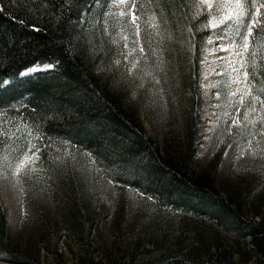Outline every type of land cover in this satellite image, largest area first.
I'll list each match as a JSON object with an SVG mask.
<instances>
[{
	"label": "trees",
	"instance_id": "16d2710c",
	"mask_svg": "<svg viewBox=\"0 0 264 264\" xmlns=\"http://www.w3.org/2000/svg\"><path fill=\"white\" fill-rule=\"evenodd\" d=\"M112 1L0 0V81L6 82L0 87V169L10 171L34 154L39 173H20L30 188L26 194L42 187L64 227L50 233L53 248L41 244L39 249L60 256L59 236L90 246L96 215L89 211L94 213L100 197L82 201L80 188L92 189L91 180L97 179L102 186L111 182L136 190L152 207H144L142 221L134 219L128 245L113 241L91 264H263L264 173H256L259 183L237 198L221 193L209 175L194 167L203 107L201 67L212 35L206 5L201 0H131L137 17L131 22L136 76L163 82L161 59L180 94L188 96L182 147L172 107L163 114L169 119L159 145L147 135L129 92L110 87L105 69L95 66L100 40L96 45L94 38L85 41L82 23L94 3L93 16L99 18ZM245 2L249 16L260 7L257 19L264 21V0ZM245 61L247 89L264 110V23L253 29ZM36 65L51 68L20 75ZM118 207L127 222L131 210ZM0 250L6 256L2 261L38 264L12 253L1 201Z\"/></svg>",
	"mask_w": 264,
	"mask_h": 264
},
{
	"label": "rangeland",
	"instance_id": "374dc122",
	"mask_svg": "<svg viewBox=\"0 0 264 264\" xmlns=\"http://www.w3.org/2000/svg\"><path fill=\"white\" fill-rule=\"evenodd\" d=\"M201 1L204 3V0ZM208 2L212 4L211 10L207 3L204 4L210 13L212 35L204 50L201 67L203 107L194 167L198 172L209 175L221 193L241 198L246 188L261 180L256 173L260 170L264 173V110L250 96L244 76L246 51L241 37L245 35L246 28L236 25L232 20L221 22L223 14L235 12V0H223L227 7L221 14L216 11L217 3L221 0ZM97 6L94 3L82 23L85 41L90 42L94 38L93 44L96 45L100 40V58L95 66L105 69L110 87L120 85L129 92L139 108L140 119L147 135L159 145L162 144V134L169 119L163 117V114L168 110L167 107H172L177 137L183 147L185 140L182 134L188 96L180 94L173 81L172 71L164 68L161 59H158V75L163 77V82L146 76H143L142 81L136 76L134 65L137 37L131 34V0H113L99 18L93 16ZM248 16L249 14L244 17L245 24ZM26 169L33 175L39 173L34 154L26 155L10 171L0 169V201L7 212L12 253L18 257H31L38 264H91L99 261L101 249L109 247L113 241L117 246L119 243L123 246L129 244L128 237L132 229H135L134 219L137 222L142 221L146 212L144 207H152L150 199L132 188L120 187L123 189L121 190L111 182L102 186L97 179L91 180L94 187H81L80 199L93 202L96 196L100 197L95 202L94 213L89 211L90 215H96L92 242L89 247L75 246L59 236L57 248L60 256L56 257L39 248L41 244L53 248L52 237L55 236H50V233L57 235L64 227L60 223L54 202L42 187L37 188L35 193L26 194V189L30 188L24 186L20 177V173ZM91 172L94 179L96 174L93 170ZM260 192L264 193L263 190ZM54 196L57 199V194L54 193ZM118 204H125L131 210L127 222L121 218ZM106 207L109 208L108 213H105ZM28 209L32 212L28 213ZM0 257H6L1 250ZM0 264L15 263L0 260Z\"/></svg>",
	"mask_w": 264,
	"mask_h": 264
},
{
	"label": "snow or ice",
	"instance_id": "6c2138e0",
	"mask_svg": "<svg viewBox=\"0 0 264 264\" xmlns=\"http://www.w3.org/2000/svg\"><path fill=\"white\" fill-rule=\"evenodd\" d=\"M204 3H207L208 9L211 10L212 9V4L208 2V0H204ZM254 6V5H253ZM264 6V5H261ZM227 7V5L223 2V0H221V2L217 3V7H216V11L218 14L224 13V9ZM135 5H133V9L131 10L130 14L132 17V22L135 23L137 17L135 14ZM249 12V6L248 4L245 2V0H235V12L234 13H226L222 15V19L221 22H225L228 20H232L236 25L238 26H243L246 28V33L244 36L241 37V41L243 43V48L245 51L248 50L249 47V38L253 36V29L254 27H256L257 25L264 23V21H260L257 19V17L260 16V7H255V12L252 13L250 16H248V22L247 24H245L244 21V17L246 15H248ZM123 15V13H122ZM217 18H220L219 16ZM136 28H137V36H139V25L136 24ZM34 30H38V29H34ZM237 31H239V27L237 28ZM141 51H143V48H141ZM253 55H255V52H253ZM44 67H51L49 66H40V65H36L33 66L30 69H26L24 70L22 73H20L21 76H28L31 73H35L38 70H41ZM135 67V65H134ZM245 79L248 78L249 73L247 71H245L244 73ZM6 82L0 81V87H2ZM254 99L259 100V97H255ZM261 104L264 105V101H261Z\"/></svg>",
	"mask_w": 264,
	"mask_h": 264
},
{
	"label": "water",
	"instance_id": "95a60500",
	"mask_svg": "<svg viewBox=\"0 0 264 264\" xmlns=\"http://www.w3.org/2000/svg\"><path fill=\"white\" fill-rule=\"evenodd\" d=\"M51 67H44V68H42L40 71L41 72H43V71H45V70H49ZM39 71H36L35 73H38Z\"/></svg>",
	"mask_w": 264,
	"mask_h": 264
},
{
	"label": "bare ground",
	"instance_id": "6f19581e",
	"mask_svg": "<svg viewBox=\"0 0 264 264\" xmlns=\"http://www.w3.org/2000/svg\"><path fill=\"white\" fill-rule=\"evenodd\" d=\"M38 71H40V70H38Z\"/></svg>",
	"mask_w": 264,
	"mask_h": 264
}]
</instances>
